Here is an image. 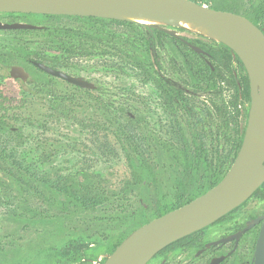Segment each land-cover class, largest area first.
Segmentation results:
<instances>
[{
  "label": "rangeland",
  "instance_id": "1",
  "mask_svg": "<svg viewBox=\"0 0 264 264\" xmlns=\"http://www.w3.org/2000/svg\"><path fill=\"white\" fill-rule=\"evenodd\" d=\"M243 1L247 5L256 2ZM219 3L212 5L214 9L217 7L219 10L233 11L229 6L230 1L222 0ZM205 4H211L210 0H205ZM15 21L31 23L41 28L78 27L85 24L82 19L72 15H8L0 12V22ZM104 23L105 29L111 34L103 44L109 53L76 55L67 66L59 68L91 81L94 88L87 89L88 91L86 88L76 89L61 79H55L51 85L52 93L56 92L53 98H45V89L42 90V96L27 93L29 89L33 91V84L27 87L22 81L7 77L11 65L25 64L21 58L23 55L0 63V87L3 86L1 89L13 98L6 104L9 108L5 115L0 114L3 121L0 122V173L8 182L5 186H0V245L4 248L0 253V260L3 263L21 264L26 259L45 261L51 255L52 248L60 249L70 238H80L97 247L105 245L108 239L128 234L139 218H150L156 207V187L147 185L145 181L134 184V174L138 173L142 158L157 164L166 162L163 154L154 149L157 142L150 138L158 135L161 139L180 145L184 137L186 143L192 145L185 123L166 105L167 100L161 96L155 82L168 69L165 62L167 58L181 60L182 55L176 45L170 40L163 44L153 42L149 57L151 59L156 54L163 61V67L160 74H154L153 66H149L150 72L155 76L146 78L143 70L133 65L131 59L133 55L141 56L144 52L141 43L135 39L146 38L149 33L144 28L107 19ZM161 25L180 36L197 41V45H217L219 42L195 28L181 24ZM12 34L16 32L0 29V37L5 38L4 43L16 42L10 40ZM20 35L28 41L30 49L44 48L49 56L58 55L51 48H46L45 45L49 43L46 37L36 32H22ZM115 47L121 50L120 54L114 50ZM227 63L238 69L229 57ZM33 72L36 76L47 77L46 74ZM172 79L177 85L190 91V87L182 84L175 74ZM66 95L75 98L73 103L64 99ZM195 96L194 100L198 105H201L199 100L208 102L207 92H199ZM230 98L231 89H226L225 86L223 100L229 106L227 112L232 117L230 124L233 127L227 137L234 138L246 127L249 103L233 108ZM99 101L101 102L98 103ZM73 117L85 120L91 118L98 125L83 127ZM119 126L133 129V145L138 152H134L129 141L118 134ZM8 171L21 180L15 181L12 175L10 177L6 173ZM34 175L51 181L60 179L72 183L87 177L98 180L108 192H123L127 199L122 201L120 197H115L108 205L84 212L74 207L50 206L38 198L32 188L19 190L18 184L26 186L24 182L28 181L43 191L46 197L50 195L51 191ZM63 198L64 195L59 193L56 200L61 201ZM253 201L250 198L234 215V220L216 235L228 233L233 228L232 223H240L249 212H255L258 207ZM121 203L124 204L123 214L118 206ZM24 207L44 212L46 210L45 213L51 218L27 220L28 224L24 226L23 217L18 216V213L25 211ZM249 242L248 237L243 238L225 264H234L236 257L247 251ZM107 255V252L100 253L95 264ZM191 255L192 252L187 253L186 257ZM159 262L160 259L156 258L149 264H160Z\"/></svg>",
  "mask_w": 264,
  "mask_h": 264
},
{
  "label": "trees",
  "instance_id": "2",
  "mask_svg": "<svg viewBox=\"0 0 264 264\" xmlns=\"http://www.w3.org/2000/svg\"><path fill=\"white\" fill-rule=\"evenodd\" d=\"M194 1L205 4V0ZM220 1L222 0H210L211 4L209 6L214 8L212 5L220 4ZM229 1L231 4L229 6L233 9L232 12L247 17L259 27H264V0H256V2L249 5L243 0ZM3 13L8 15L32 14L19 12ZM40 15L52 16L49 14ZM72 17L82 19L85 24L78 27L58 28L45 26L32 29H4L16 32L10 38L11 41L16 42L4 43V36L0 37V63L5 62L8 58H20L23 55L21 58L23 59V63H25L24 65L29 64V61L26 60L29 57L41 62L47 61L53 67L61 68L67 66L71 58L76 55L91 56L93 54L109 53L104 47L105 45H103L106 41L105 38L111 37L110 32L105 29L104 20L107 18L78 15H72ZM107 20L132 27L144 28L149 33V36L141 38L142 40L139 38L135 39L141 43L140 45L144 52L141 56L133 55L131 59L133 65L143 70L146 78L155 76L154 74H160V70L163 67V61H160L156 54L151 59L149 57L153 42L163 44L166 40H170L176 45L182 55L181 60H176L174 57L167 58L165 62L168 64V69L164 72V76L159 75V78L155 77V82L161 96L167 100L168 104L166 105L174 110V115H177L181 122L185 123L184 126L190 132L192 142V145H189L183 137V142L180 145H176L171 141L161 139L158 135L157 137L150 138V140L153 139L154 142H157L154 149L163 154L162 156H164L166 162L161 161L160 164H157L145 158L141 159L139 171L134 174V184L145 181L147 185H154L156 187L157 201L150 218H139L129 232L131 233L135 228L150 219L162 215L202 194L224 176L236 156L245 130L244 127L241 134H237L234 138L227 137V133H231L233 127L230 124L232 117L227 112V106L223 100L224 87L226 86V89H231L230 105L233 108L239 104L250 103L249 78L239 57L233 56L232 50L221 42H217V45H197V41L189 40L183 36L176 37L167 33L163 25H146L145 23L131 20ZM22 32H36L46 37L47 42H49L45 45L46 48H51L58 55L49 56L44 51V48L39 50L30 49L28 41L20 35ZM190 43L203 48L208 55L197 53L191 48ZM115 48L114 50L118 49L117 47ZM117 51L120 54L121 50ZM228 57L235 62L238 69L236 66L232 67L227 63ZM29 66L33 67L31 64ZM149 66H153L154 74L150 72ZM44 74L49 75L47 73ZM174 74L182 84L190 87L189 92L173 82L172 77ZM50 76L52 77V81L61 79L74 88L83 90L80 86L71 84L62 78ZM86 91L88 90L86 89ZM199 92L208 93L207 103L199 100V102L201 101V105H198L195 102V94ZM53 94L56 95V92L53 91ZM12 99L4 90L0 89V109H3V112L0 111L1 115H5V112L9 108L6 104ZM64 99L73 103L75 98L72 95H66ZM73 118L83 127L98 125L91 118L88 120L78 117ZM0 122L3 123L1 117ZM117 130L119 135L122 134L129 141L132 150L138 152L137 147L133 145L135 138L133 129L127 126H119ZM226 138L229 141L228 148L221 146L219 143ZM206 140L213 142L211 146L207 147ZM6 173L9 176L12 175L15 181L19 182L21 180L19 177L16 178L14 173L10 171ZM34 178H37L44 187L50 190L51 194L46 197L43 191L38 190L34 184H30L28 181L24 182L26 186L18 184L19 190H26L25 187L32 188L38 195L37 197L47 202L50 206H61L62 208L74 207L84 212L101 208L104 204L108 205L115 197H120L122 201L127 199L123 192H108L101 186L98 180H90L87 177L77 183H72L69 180L61 181L60 179L51 181L48 178L36 175H34ZM6 184H8L7 180L0 177V186L3 187ZM262 186H264V183ZM260 189V187L257 188L253 194L257 193ZM59 193L64 195L61 201L56 200V197H59ZM123 205V203L118 204L122 214L124 212ZM237 208L223 215L219 220L226 218ZM23 209L25 211L18 213V216L23 217L24 226L28 224L27 220L32 221L38 219V217L40 219L51 218V216L45 213L46 210L44 212L43 210L26 207ZM196 232L168 244L154 256L172 246H180V244L189 245V243L194 241L193 237ZM128 234L108 239L105 245L97 247H94L92 242L83 241L80 238H70L60 249L52 248L51 255L45 261L26 259L21 264H95L100 253L107 252L109 255ZM3 250V246L0 245V253ZM106 257L101 258L98 264H102ZM237 261L236 259L234 264H237ZM0 264L8 263H3L0 260Z\"/></svg>",
  "mask_w": 264,
  "mask_h": 264
},
{
  "label": "water",
  "instance_id": "3",
  "mask_svg": "<svg viewBox=\"0 0 264 264\" xmlns=\"http://www.w3.org/2000/svg\"><path fill=\"white\" fill-rule=\"evenodd\" d=\"M0 12L94 16L146 25L188 22L206 29L207 35L228 46L246 69L250 87L246 127L237 154L224 176L192 200L135 228L102 264H146L168 244L206 227L241 205L264 182V27L241 14L214 9L194 0H0ZM36 27L27 22H0V29ZM164 30L180 37L172 30ZM190 46L197 53L208 55L203 48L191 43ZM33 64L71 84L94 88V84L82 76L41 61L34 60ZM9 75L23 81L29 77L28 71L19 64L9 67ZM260 219L263 222L252 264H264V214L219 241L234 239L237 242L241 234ZM221 259L215 258L209 264H217Z\"/></svg>",
  "mask_w": 264,
  "mask_h": 264
},
{
  "label": "flooded vegetation",
  "instance_id": "4",
  "mask_svg": "<svg viewBox=\"0 0 264 264\" xmlns=\"http://www.w3.org/2000/svg\"><path fill=\"white\" fill-rule=\"evenodd\" d=\"M26 60L29 61L28 62L29 64L22 65L24 69L28 71L29 73V77L26 81H23L20 78H13L9 74H8L9 75L8 77L13 79L14 81H22L24 84H26L27 87L33 84L34 85L32 88L33 91H30L29 89L27 93L29 92L34 93V94L38 93L42 96V90L45 89L46 90L44 93L45 98H53L52 87H51L52 77L50 76L51 74L47 75L46 78L34 75L33 71H37L38 73H43V74L47 72H45L44 70L38 68L37 66L33 64V61L36 59L27 57ZM43 62L52 66L49 62L47 63V61H43ZM30 64L33 67L31 68L28 67ZM0 83H1V80H0ZM38 83L39 85H37ZM1 88H3V86L0 87V89ZM249 106H250V103H249ZM227 107L229 106L227 105ZM0 111L3 112V109H0ZM211 143L213 142H211L210 140L206 141L207 147L211 146ZM219 143L221 146H224V147H225L224 144H226L227 147L229 145V141L227 140V138L224 140H221ZM0 177H3V175L1 174ZM262 184L259 186L261 189L257 193L252 194L247 200H245L241 205H239L238 208L234 210L229 216L221 220L217 219L216 221L204 227V229L200 231L197 230L198 232L195 231L196 233H195V236L193 237L194 241L192 243H189V245L180 244V246L169 247L165 249L164 251L158 253L156 256L150 259L146 264H149L150 261L156 258L160 259V262H159L160 264H209L213 259L218 258V257H222V259L217 264H225L228 258L231 255H233L234 252L237 250V247L240 241L245 237H248V240L250 242L248 243L247 251L243 252L242 254H239L236 257V259L238 260L237 264H252L253 259H254L255 244H256L257 237L259 235V231H260L263 219H260L253 226L246 229L241 234L237 242H235L234 239H230L227 241H219V240L241 230L242 228L246 226L248 222L253 221L254 219L264 214V186H262ZM250 198L254 199L253 203L257 205L258 209L255 210V212L253 213L249 212L247 217L242 222L237 223V224L232 223L231 225L233 226V228L228 233H225L219 236L216 235V233L220 229H223L230 223V221L234 220L235 218L234 215L237 213L239 209H241V207L246 205L247 201ZM190 252H192V255L189 257H186L187 253H190Z\"/></svg>",
  "mask_w": 264,
  "mask_h": 264
},
{
  "label": "bare ground",
  "instance_id": "5",
  "mask_svg": "<svg viewBox=\"0 0 264 264\" xmlns=\"http://www.w3.org/2000/svg\"><path fill=\"white\" fill-rule=\"evenodd\" d=\"M181 24L183 26H185V27H190V28H194L195 27L194 25H192L191 23H188V22H182ZM195 29L201 31L204 34H208L206 29H203V28H200V27H195Z\"/></svg>",
  "mask_w": 264,
  "mask_h": 264
}]
</instances>
